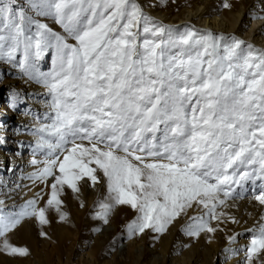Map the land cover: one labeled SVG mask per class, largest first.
Here are the masks:
<instances>
[{"label":"snow or ice","instance_id":"6c2138e0","mask_svg":"<svg viewBox=\"0 0 264 264\" xmlns=\"http://www.w3.org/2000/svg\"><path fill=\"white\" fill-rule=\"evenodd\" d=\"M158 2L0 0V84L15 75L39 89L10 86L0 107V117L30 118L15 132L31 137L28 184L10 186L2 176L14 169L2 165L0 255L29 257L13 243L24 223L48 238L51 213L69 221L63 197L84 208L91 188L93 219L108 225L121 207L135 214L128 240L151 232L158 241L183 219L190 240L223 233L224 259L264 264V47L167 24L150 14ZM250 11L264 20V0ZM7 142L0 122V147ZM22 187L32 195L17 203ZM242 200L258 216L248 212L252 226L233 231Z\"/></svg>","mask_w":264,"mask_h":264},{"label":"rangeland","instance_id":"374dc122","mask_svg":"<svg viewBox=\"0 0 264 264\" xmlns=\"http://www.w3.org/2000/svg\"><path fill=\"white\" fill-rule=\"evenodd\" d=\"M198 0H159V4H165L160 8L162 10H171L173 6L177 3H186V5L194 6L195 2ZM230 2L240 4L241 2H245V0H229ZM154 2V0H153ZM158 4V6H159ZM181 5V4H180ZM234 6V5H233ZM184 8V5L181 9ZM160 9V10H161ZM54 28L56 25H52ZM182 26V25H181ZM57 30H59L57 28ZM45 65L42 70L47 71L51 66L50 57L45 60ZM18 78L15 75H10L6 78H3V83L0 84V107L6 106L8 103L7 95L10 86H15L18 89H22L25 91V85L18 84L16 81ZM23 107V105H21ZM21 114L19 112L8 111L6 115L2 116L5 121H11L13 125L6 126V138L7 144L2 146L4 148H8L10 146L11 149H15L18 144L19 147H22L20 155L18 157H24L27 153L31 151L26 143L31 140V137L27 134H17L15 129L25 123L20 117ZM10 128L13 130L10 131ZM21 142L23 146H21ZM15 152V150H13ZM19 154V153H18ZM30 156H28L29 158ZM13 160V158H11ZM4 163H0V172L2 173V165ZM9 167L14 169L11 173H3L2 178L9 181L10 185H14L17 183L16 180H19L18 183L23 186L27 184L28 181H24L21 177L26 174L30 170H24V167H20L18 169L17 165L12 163H7ZM11 176V177H10ZM18 178V179H16ZM29 183V182H28ZM22 193L26 192V189L23 187L20 190ZM94 190L91 188H85L84 195L82 199L85 202V207L81 208L79 206V201L74 199L71 192L69 191L63 199L65 200L66 208L65 210L69 212V221L68 222H58V217L53 212L50 214L51 223L45 226L44 230L48 233V238H42L39 236V226L34 221H29L31 230L30 232H25V229L22 227L13 237V243L18 245L27 246L31 255L27 258H16V257H8L5 255H0V264H106V260H109L110 254L108 251L115 252L117 251L119 254L123 253L121 256H116L117 259L112 264H152V256L147 253L150 251L151 246L156 244L157 240L151 238L152 233H147V238L144 240V251L146 256L137 260L135 255H127L124 250L123 244L120 243L123 240V236L126 235L124 231V226L134 217V213L126 208H119L111 218V222H116V226H111V231L108 232L105 236V240L97 239L95 240L93 237V223L98 222L99 227L104 228L105 225L99 221L92 218L94 212V201L96 199L97 193L94 194L93 202L88 203L89 192H93ZM102 194L105 189L101 186L99 189ZM26 197H30L32 195L31 192ZM121 209V210H120ZM191 214V213H190ZM125 216H128V221L125 222ZM125 217V218H124ZM91 224L88 226V222ZM184 223V220H183ZM182 223V224H183ZM90 231V232H89ZM180 231V226L178 228ZM115 238V241H114ZM123 238V239H122ZM197 241H193L191 245H194ZM205 244V241L203 242ZM122 250V251H120ZM128 261V262H127ZM224 261H228V259H224ZM216 259L213 264H216ZM156 264H171L167 259L164 263H156Z\"/></svg>","mask_w":264,"mask_h":264},{"label":"bare ground","instance_id":"6f19581e","mask_svg":"<svg viewBox=\"0 0 264 264\" xmlns=\"http://www.w3.org/2000/svg\"><path fill=\"white\" fill-rule=\"evenodd\" d=\"M144 2H153V0H144ZM224 2L225 0H198L195 2L194 6L186 5V3H177L173 6V9L169 11L162 10L160 8V4L157 3V7L149 9V11L151 15L163 20L167 24L184 25L187 23L195 25L197 28L211 29L213 32L217 33H234L242 39L252 42L256 46L264 47V20L252 18L254 13L250 11L254 8L256 0H245V2H241L240 4L227 0V2L232 5L231 9L224 8ZM183 5L184 8L181 9ZM45 62L46 61L42 63V68H44ZM16 81L18 84H23L19 78ZM25 87L26 89L24 92L39 91V89H37L35 86L28 87L25 85ZM29 104H31V102H29ZM23 107L25 106L23 105ZM19 118H21V120H23L25 123H27L30 119L23 115L18 117V119ZM0 122H3L5 127L7 125H13L11 121H5L3 117H0ZM11 130H13V128H10V131ZM21 149L22 147H19L18 144L16 145L15 149H11L10 146L8 148L0 147V163L9 162L17 165V169L24 167V170H30L31 168L28 164L30 159L28 156H30V152L24 157H18V155H20ZM13 150H15V152ZM11 158H13V160ZM20 170L22 169H18V172H20ZM16 181L18 182L19 180ZM24 181L26 182L27 180ZM95 192L96 191L89 192L88 203L93 202V196ZM28 194L29 193L27 192V195ZM22 198L27 199L25 192L22 193L19 190L18 194L15 196V200L17 203H22ZM248 212H252L254 217L258 216L257 210L249 205L247 200L240 201L239 209L235 212V214L241 218L242 223L239 226L229 224L228 228L232 229L233 231L242 232L244 228L251 227L254 221L253 218H250L247 215ZM125 217L126 219L124 220L127 222L128 216ZM243 221H247V224H244ZM87 222V225L89 226L91 222ZM182 223L183 219L176 222L175 225L170 228L167 234L156 241L155 245L153 244L151 246L150 251L147 253L152 256V264L164 263L167 259L171 264H213L212 262H214L215 259L217 261V263L215 262L216 264H238V261L242 259L241 254V256L228 259L227 262L224 261L223 255L221 253V249L226 244L223 233H218L216 242L212 244H204V239L201 238L194 245H191L192 240L184 236L181 231H178V228L179 226L181 227ZM111 226L115 227L116 222L105 225V227L101 228L99 232H95L94 229L100 227L98 222L93 223L92 234L94 239L105 240L106 234L111 231ZM22 227L25 229V232H30L31 230L29 221L25 222ZM123 238L120 243H122L123 247H125L124 252L127 255H135L137 260H140L146 256L143 246L144 240L147 238V234L132 240H128L126 235L123 236ZM245 242V239L240 240V243ZM185 244L189 245V247H183ZM108 253L110 254V258L109 260H106V262L104 261L106 264H112L117 259V255H123V253L119 254L117 251L113 253L112 251H108Z\"/></svg>","mask_w":264,"mask_h":264}]
</instances>
